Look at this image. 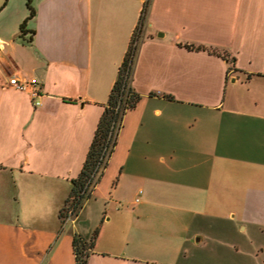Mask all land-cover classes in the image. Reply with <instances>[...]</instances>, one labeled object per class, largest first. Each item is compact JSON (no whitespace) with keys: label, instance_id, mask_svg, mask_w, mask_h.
Masks as SVG:
<instances>
[{"label":"crops","instance_id":"crops-1","mask_svg":"<svg viewBox=\"0 0 264 264\" xmlns=\"http://www.w3.org/2000/svg\"><path fill=\"white\" fill-rule=\"evenodd\" d=\"M145 1L31 0L30 17L0 0V264H76L75 232L87 264H264V0H151L140 99L63 224ZM16 74L41 82L39 105Z\"/></svg>","mask_w":264,"mask_h":264},{"label":"trees","instance_id":"trees-1","mask_svg":"<svg viewBox=\"0 0 264 264\" xmlns=\"http://www.w3.org/2000/svg\"><path fill=\"white\" fill-rule=\"evenodd\" d=\"M150 2L151 0L145 1L129 48L119 66L117 78L111 88L107 104L105 105L104 111L99 119L83 167L79 175L72 179L73 187L70 195H76L78 199L77 201L80 205L92 195L89 191L87 182L97 166L103 161V156H105L107 151H109V156L111 155V152L116 145L118 133L122 126L123 117L126 111L134 107L140 99V94L137 93L131 85V79L138 45L142 39L146 26L147 11ZM28 4L31 9L30 17L34 16L35 8L31 5V0H28ZM28 32L29 31L26 29V21H24L20 26V32L17 39L22 42L30 43L32 37L30 35L27 37ZM29 34L33 35L34 30L29 32ZM186 47L189 49L207 50L230 59L226 50H218L211 46L195 45L193 43L186 44ZM73 244L76 264H87L89 248L92 246V242H88L81 234L75 232Z\"/></svg>","mask_w":264,"mask_h":264},{"label":"built area","instance_id":"built-area-1","mask_svg":"<svg viewBox=\"0 0 264 264\" xmlns=\"http://www.w3.org/2000/svg\"><path fill=\"white\" fill-rule=\"evenodd\" d=\"M9 85L22 91H29L34 103L36 105L40 104L39 97L41 96L42 93V85L41 82L38 80L37 77H30V78H25V77H20L19 75H13L9 79ZM109 158V151L103 156V161L97 166L91 177L89 178L87 185L89 188V191L92 193L98 180L99 177L105 168L106 162L108 161ZM141 192V191H140ZM77 196L72 194L68 197L66 203L64 204L62 208V221L64 225L71 224L75 225L80 209L82 208V205L84 204V201L82 205H80L77 201ZM139 197L135 199V201H138Z\"/></svg>","mask_w":264,"mask_h":264},{"label":"rangeland","instance_id":"rangeland-1","mask_svg":"<svg viewBox=\"0 0 264 264\" xmlns=\"http://www.w3.org/2000/svg\"><path fill=\"white\" fill-rule=\"evenodd\" d=\"M209 262H210V264H213L212 260H209L208 264H209ZM262 263H263V258L261 257V255L260 256L255 255L251 259V264H262Z\"/></svg>","mask_w":264,"mask_h":264}]
</instances>
